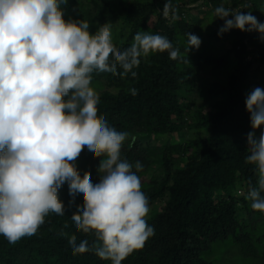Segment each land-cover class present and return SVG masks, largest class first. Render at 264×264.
I'll return each instance as SVG.
<instances>
[{
  "label": "clouds",
  "instance_id": "obj_1",
  "mask_svg": "<svg viewBox=\"0 0 264 264\" xmlns=\"http://www.w3.org/2000/svg\"><path fill=\"white\" fill-rule=\"evenodd\" d=\"M66 3L0 0V236L15 244L35 235L49 213L63 216L58 192L67 182L70 204L83 195L71 215L77 231L96 238L90 247L87 240L77 243L71 236L73 255L94 251L102 260L122 264L144 247L154 229L146 221L150 209L141 179L121 159L128 133L98 116L92 74L135 77L133 69L142 57L164 52L171 60L182 56L166 36L148 32L137 33L121 51L112 43L109 24L92 34L89 22L65 20L61 5ZM162 14L170 21L179 19L171 3L164 4ZM214 14L224 21L218 35L235 28L256 31L264 40V23L251 12L233 13L221 5ZM187 38V53L199 49L197 35L187 33ZM245 104L253 129L247 135L246 163L258 173V186L249 187L246 199L254 211L264 213V131L258 139L255 135L264 126V89H253ZM85 148L102 158L96 180L90 172L81 176L74 163ZM135 168L138 172L143 165L137 161Z\"/></svg>",
  "mask_w": 264,
  "mask_h": 264
},
{
  "label": "trees",
  "instance_id": "obj_2",
  "mask_svg": "<svg viewBox=\"0 0 264 264\" xmlns=\"http://www.w3.org/2000/svg\"><path fill=\"white\" fill-rule=\"evenodd\" d=\"M244 2L236 11L246 13ZM158 3L156 25L162 28L157 34L166 36L174 47L175 28L166 22L170 20L163 17V6ZM172 6L177 14L186 7ZM141 14L138 9H127L105 22L111 26L112 43L117 49H127L137 33L149 30L148 18L140 19ZM64 19L72 20L69 15H64ZM126 20L132 26L126 25ZM119 21L120 29L116 28ZM147 32L153 34L151 30ZM240 48L245 51L246 45ZM186 61V57L171 60L167 52L154 53L141 58L139 66L133 69L135 77L130 73H102L112 84L121 85V89L98 95V116L117 131L128 133L121 147V159L133 165L132 171L140 177L142 191L148 197L149 209L153 208L146 221L154 235L122 264H229L231 255L244 264H264V213L251 208L247 192L236 194L238 183L247 191L250 186H258L255 166L246 163L247 135L252 131L245 104L250 93L247 81L251 63L243 64L216 89L224 100L207 116V134L198 153L188 156L183 166L173 168L170 161L178 145L167 141L158 152L149 141L139 138L172 133L184 122L186 105L181 92L188 91L185 86L190 83V76L179 66ZM119 72L122 69L118 66ZM133 88L137 90L135 96L131 94ZM156 153L162 154L164 173L154 178L150 165ZM101 159L85 148L74 163L81 176L90 172L96 180ZM137 161L143 165L138 172ZM58 195L65 205L63 216L49 213L35 235L15 244L0 236V264H111L94 251L73 255L68 243L71 236H76L77 243L87 240L90 247L96 238L93 233L77 231L71 219L76 205L83 203V195H77L75 203L70 204L67 182Z\"/></svg>",
  "mask_w": 264,
  "mask_h": 264
},
{
  "label": "rangeland",
  "instance_id": "obj_3",
  "mask_svg": "<svg viewBox=\"0 0 264 264\" xmlns=\"http://www.w3.org/2000/svg\"><path fill=\"white\" fill-rule=\"evenodd\" d=\"M159 2V3H158ZM243 0H67L61 8L64 15H69L72 20H85L89 22V31L95 34L98 28L109 20L110 16L118 17L127 9H138L141 11L140 19L148 18V27L153 34L160 33L162 27L158 23V10L156 4L164 6L165 3L186 6L179 19L171 22L174 30L175 48L180 50L181 56L186 57L188 62L182 63L179 70L187 72L190 83L185 86L188 91L181 92V99L186 105V116L184 122L177 131L167 134H154L151 136H139L142 141H149L155 146L156 151L167 141L179 147L170 155L173 168L183 166L188 156L198 153L203 139L206 136V118L215 111L223 102L216 89L224 85L229 76L238 71L246 63H251L248 70L247 89L251 92L256 87L264 89V40L260 34L253 31L242 32L239 29H231L222 35L218 30L224 21L218 19L214 10L223 5L237 12L238 5ZM245 12H251L261 23H264V0H246ZM244 2V3H245ZM233 17L229 16L228 19ZM119 21L116 28L120 29ZM131 25L130 20L124 22ZM121 24V23H120ZM161 26H164L161 25ZM112 28H115V26ZM146 31V32H147ZM112 32V31H111ZM113 33V32H112ZM187 33L195 34L201 39L199 49L192 48L186 52L188 38ZM119 34V30L116 31ZM246 45V50L241 51V45ZM262 52V53H261ZM121 86V85H120ZM119 85L112 84L109 77L102 73L92 74L91 87L98 95L106 91L117 92L121 89ZM253 131V129H252ZM264 126L255 130L258 139ZM150 172L154 178L163 176L164 166L162 154H153ZM236 194H244L247 187L240 183L237 185ZM241 191H238V190ZM238 207L240 204L237 205ZM150 209L148 215L152 212ZM229 264H244L242 260L231 255Z\"/></svg>",
  "mask_w": 264,
  "mask_h": 264
},
{
  "label": "built area",
  "instance_id": "obj_4",
  "mask_svg": "<svg viewBox=\"0 0 264 264\" xmlns=\"http://www.w3.org/2000/svg\"><path fill=\"white\" fill-rule=\"evenodd\" d=\"M238 191H241V190L239 189ZM241 192H242V191H241ZM241 192H239V193H241Z\"/></svg>",
  "mask_w": 264,
  "mask_h": 264
}]
</instances>
